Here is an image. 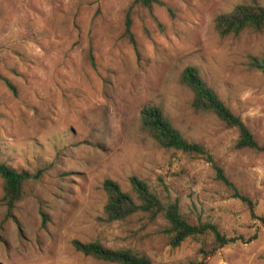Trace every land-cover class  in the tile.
I'll return each mask as SVG.
<instances>
[{
  "label": "rangeland",
  "instance_id": "obj_1",
  "mask_svg": "<svg viewBox=\"0 0 264 264\" xmlns=\"http://www.w3.org/2000/svg\"><path fill=\"white\" fill-rule=\"evenodd\" d=\"M134 1L0 0V159L37 176L10 212L0 178V264H117L83 255L73 239L129 248L154 264H264V150L236 147L237 129L194 110L180 82L196 66L264 146V71L250 65L264 60V28L216 32L218 14L250 0ZM146 105L201 143L252 208L204 157L158 145L140 123ZM132 175L177 201L189 223L237 239L217 247L205 233L173 247L160 214L107 220L103 181L132 193Z\"/></svg>",
  "mask_w": 264,
  "mask_h": 264
},
{
  "label": "trees",
  "instance_id": "obj_2",
  "mask_svg": "<svg viewBox=\"0 0 264 264\" xmlns=\"http://www.w3.org/2000/svg\"><path fill=\"white\" fill-rule=\"evenodd\" d=\"M143 5L151 7L152 4L163 5L159 0H135ZM131 20L129 14L126 16V32H129ZM214 27L220 36L237 35L244 30L259 31L264 28V5L256 0L240 3L228 12L218 14L214 19ZM133 42V40L131 39ZM91 65H94L91 49L88 50ZM251 67L264 71V60L252 57ZM7 86L14 90L9 81ZM180 82L192 93L191 105L196 111H210L225 122L227 126L235 127L238 131L236 147L253 148L264 150V146L258 144L254 134L242 121L239 115L220 99L218 94L201 77L196 66L184 67L180 74ZM141 126L148 134L164 148L179 149L190 154L200 155L210 162L215 169L216 178L235 190V196L246 202L252 208V201L238 193L233 183L227 178L223 169L218 166L206 148L198 142L189 141L175 128L161 108L157 105H146L140 110ZM0 178L3 183V199L8 212L24 196L25 182L36 175L27 171L17 170L7 162L0 159ZM132 193L121 189L120 185L113 179L106 178L103 181V189L106 192L107 200L104 205V213L107 220H122L126 217L142 211L155 218L159 214L166 222L165 232L169 235V243L175 247L180 245L188 237H197L205 233H211L217 247H221L235 241V237L224 236L216 225L210 222L189 223L180 213L177 201H163L161 197L151 189L146 181L135 175L129 177ZM44 216V214H42ZM257 219L264 225V215L257 216ZM72 246L83 255L98 260L114 262L117 264H154L147 256L138 254L129 248H110L98 240L80 241L72 240ZM206 254V250H201ZM177 264H204L202 260H191L186 263Z\"/></svg>",
  "mask_w": 264,
  "mask_h": 264
}]
</instances>
